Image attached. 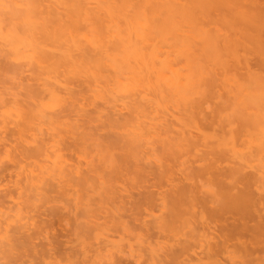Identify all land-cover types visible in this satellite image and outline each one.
<instances>
[{
  "label": "bare ground",
  "instance_id": "1",
  "mask_svg": "<svg viewBox=\"0 0 264 264\" xmlns=\"http://www.w3.org/2000/svg\"><path fill=\"white\" fill-rule=\"evenodd\" d=\"M188 1L198 4L202 0ZM252 1L264 9L263 2ZM152 2L154 11H151ZM168 2L0 0V134L14 124L13 134L19 139L17 152L11 159L17 169L14 189L10 194L0 195V208H4L7 199L14 195L17 198L11 200L14 204V209L8 210L11 214L8 216L5 210L3 219L0 216V233H3L0 255L1 260L6 259L0 264H20L24 260L36 264L45 257L52 258L66 243L77 247L78 251L71 246L67 248L80 256L75 264H122L125 259L135 264L150 261L149 252V255L142 250L134 253L133 244L124 240V235L132 232V226L123 220L124 212L120 213L126 205L115 208V212L106 207L107 200L117 195L113 185L127 171L133 180L147 182L152 176L162 180L176 165L187 164L189 157L200 151L202 154V148L204 153L195 160L200 166L180 169L186 184L172 185V190L176 189L171 205H164L168 219L155 224L162 234L179 221L191 229L190 238L172 246L167 261L180 264L181 257L201 255L217 260L228 253L230 245L239 247L247 259L260 250V255H264V173L254 164L259 161L263 147L242 154L235 163L206 134L205 126L213 125L216 114L208 122L203 107L217 94L224 108L233 105L240 109L234 115H238L242 126L233 128L228 123L231 137L259 124L245 115L250 112L253 114L247 116L257 117L264 113V94H260L262 98L258 95L260 89L264 90L261 74L264 17L247 19L246 14H239L234 19L238 26L231 36L220 30L205 29L180 34L177 25L181 19L167 17L160 11L164 9L158 4H172ZM187 3L177 0L172 5L176 4L180 13ZM168 35L175 39L173 49H165ZM241 50L244 54L240 55ZM253 52L255 57H260L255 65L250 61L253 58L247 56ZM182 58L186 61L185 70L174 69V64ZM24 67L28 68L34 85L24 87ZM219 71L235 73L234 85L223 95L216 91ZM13 86L25 90V103L19 99V93L12 91ZM94 103L96 108L87 110L86 105ZM121 110L126 113L116 118ZM90 124L94 125L88 128ZM103 131L104 137L98 135ZM62 151L79 154L72 162ZM226 155L234 167L227 165L228 161L221 166H228L224 172L226 169L220 170L218 161L224 157L226 160ZM203 180L206 182L202 183ZM251 188H255L257 196ZM53 190L57 196L69 193L75 198V211L70 212L69 207L65 210L63 206L60 212L64 208V212L74 216L80 213L86 221L72 228L71 236L66 235L68 238L63 241L67 242L64 245L61 242L58 249L54 246L57 241L49 240L38 250L34 241L48 221L28 224L22 223L20 217L24 207L34 206L33 202H39L36 208L44 200L43 204L52 201ZM94 193L97 199H92ZM186 203L192 208L187 210L188 214L183 210ZM197 203L203 204L202 208L205 206L199 213L195 208ZM126 207L124 211H129ZM50 208L51 213L54 207ZM206 208L211 210L209 216L204 212ZM104 214L111 216L106 227L98 222ZM227 215L235 221L227 220ZM218 221L227 223L220 225L225 228L217 230V237L213 233L218 229ZM227 224L231 225L230 229ZM107 230L114 233L122 230L124 235L118 240L109 239L108 234L102 238ZM242 233L249 236L246 241L234 238ZM201 240H205V245ZM67 249L64 254H72Z\"/></svg>",
  "mask_w": 264,
  "mask_h": 264
},
{
  "label": "rangeland",
  "instance_id": "2",
  "mask_svg": "<svg viewBox=\"0 0 264 264\" xmlns=\"http://www.w3.org/2000/svg\"><path fill=\"white\" fill-rule=\"evenodd\" d=\"M168 1H169L168 2V4H169V3H172L173 0H168ZM175 1H177V0H175ZM175 1H173V3H175ZM180 1H182V2L187 1L188 2L186 5L187 7L185 9H183L184 11H181L180 13L176 10V4L172 5L173 3L170 5H166L167 3H165L164 5L158 4V5H160V8L164 9V10H160L159 6H157V8L161 12L164 11L162 13L165 16L175 17L178 21L181 19L182 22L178 23V25H177V29L179 30L178 33H180V34L181 33L188 34L189 32H192V33L194 31L197 32V31H199V29H205V30H211V32H214V30L219 32V30H220V33L222 32V34L231 36L233 34V32L235 31V29H234L235 26L237 25L235 23L234 19H236L239 16V14L240 15H241V13L246 14L245 17H247V19H248V17L249 18L250 17L258 18L257 16H260L259 18L264 17V9H260V7L263 5H260V6L258 5L259 6L258 7L257 3L255 1H252V0H202L204 4L201 3L202 1L198 4H191L188 0H180ZM249 2H251V3H249ZM261 2H263L262 4H264V0H260V4H261ZM152 3L153 4H152L151 11H154L155 10V3L154 2H152ZM255 3H256V5H253ZM199 4H202V5L200 7L195 6V5H199ZM171 10H172V12H171ZM175 10L178 13H176ZM167 39H168V41L165 45V49H173L172 46H174L175 39H172L171 35H168ZM242 50L240 51L241 52L240 55L244 54L243 53L244 51H242ZM250 53H252V52H250ZM247 56L248 57L251 56L249 58H253V59H250V61L254 65L257 64V61H258V63L260 62V60H259L260 57H258V55H256V57H255L254 52H253V55L247 54ZM225 58L227 59V57H223V59H225ZM255 58L256 59L259 58V59L255 60ZM230 62H232V61H230ZM173 68L185 70V68H186L185 59L182 58L179 61V63L174 64ZM23 69H24V72L22 73V81H23L24 87L34 85L35 82L33 81L32 77L30 75V72L28 71V68L24 67ZM234 74L235 73L232 71H230L228 73L223 72V71H219L218 82H217V87H216V91H218L217 93L223 95L229 88H231L234 85L232 82V77H234ZM261 74L264 75V69L262 70ZM72 88L77 89L76 86H72ZM262 88L264 89V87H262ZM12 89H13L12 91H14L15 93L16 92L19 93V99L22 100V103H25V101L23 100L25 98V96H24L25 90L23 88H17L16 86H13ZM261 93L264 94V90L260 89V93L258 92V95H260ZM260 98H262L261 95H260ZM262 100H263L262 102L264 103V97L262 98ZM203 107L206 108L204 113L208 117V122H211L212 119L216 118L214 120L213 125L212 124L209 125L208 123H206L208 125L205 126L206 134L213 138L214 145L215 146L218 145L219 149H221L222 151L228 152V156H231L232 157L231 160L234 159L235 163H236L235 159L238 158L239 156H241L242 154H246L249 151H254V150L256 151V149L259 150L260 148L263 147L262 149H260V151H262V150L263 151L260 152V155H259L260 157L258 158L259 161L254 162V164H255V168L259 166L262 170V171L261 170L260 171L262 173H264V113H262L260 115L256 114V116L258 115L257 117H249V116H247V114L250 112H247V114L245 116L248 117V119L249 118H251L252 120L255 119L256 123H259V124L257 126H250L248 131L240 132L239 135H236L235 137H231L232 135L229 134V131H228L229 127L231 126L233 128H238V127L242 126V123L237 119L238 115H236V114L234 115V113L236 111L238 114L240 109L236 108L233 105L228 107V108H224L222 105L221 99L218 97L217 94L213 95V97L211 96L208 99V101L205 102ZM86 108L89 111H93L96 108V105H95V103L89 104V105H86ZM249 111H251V110H249ZM218 112H220L221 114L217 115ZM124 113H126V110L119 111L120 116L118 115V116H116V118L121 117V114H124ZM213 114H216V115H214V116H216L215 118H214ZM251 114H253V113H250V115ZM228 123H230V126L228 125ZM93 125L94 124L88 125V128H91ZM14 126H15L14 124L8 125L7 129L4 130L0 134V195H3L2 193H9L10 194L13 191L15 181L17 180V176H16L17 175V169L14 168L13 163L11 161L13 154L14 155L16 154L17 148L19 146V144H18L19 139L17 138V136L15 134H13ZM98 135H101L104 137L105 131L99 132ZM218 143H220V145ZM203 149L204 148H202L201 150L204 153ZM216 150L218 151V149H216ZM217 151H215V152H217ZM62 152H64L68 156L66 158L72 162H74V160H76V157L79 154V152L75 153L74 151L73 152L62 151ZM200 152L195 154V155L191 154L192 156L189 157L190 161L188 163L186 162L187 164L182 165V166L176 165L173 169H170L168 171V174H166V177H163L162 180H156L155 179L156 177H154V176L150 177V180L147 182L142 181V180H133V176L131 174H129L128 171L124 172L123 177L121 179L117 180L115 182V184L113 185V187L115 188V193L117 195L115 197L113 196L107 200L106 207L108 208V210L115 212V210H114L115 208H118V209L121 207L123 208L124 205H126L127 207L126 206L125 207H126V209L129 208V209H127L129 211H124L125 210V207H124V210L120 209V211H121L120 213H122V211L124 212V213H122L124 215V216L122 215L123 220H125V222L127 223L128 226L129 225H130V227L132 226V232H129L128 234L124 235V232H123V234H121L122 230L121 231L119 230L120 235L118 236L119 232L114 233L112 231L107 230V231H104V233L101 235V237L106 238V235L108 234L107 237H109V239L118 240L119 237L124 235L125 236V238L123 237L124 240L126 239L125 241H129V242H131V244H133L132 246H134L133 247V250L135 251L134 253H139V251H141V250H142L141 252L144 254H147L149 252L150 257H152L153 259L150 258V261L140 262L139 264H151V260L154 261L155 264H158V260L163 261L161 263L159 262V264H162V263L169 264L166 256L169 253L170 249L173 248L172 246L178 245L177 243H179V242L181 243V241L184 242L188 238H190L192 235L191 229H190L189 225H187V223L179 221L174 225V227L171 230L166 231L162 234L159 232V230H157L158 228H156L157 225L155 226V224H156V222L158 223V221L160 222L162 220L168 219L169 214L166 211L167 208L164 207V205H165V203H167L168 205H171V201L173 198V192L176 189V188H173V190H172V185H175L177 187H181V186L186 184L184 182V179H183L184 177H183L180 169H183L186 167H189V168L191 167V168L195 169V167L197 168L198 166H200L199 164H201V163L199 161L198 162L195 161V160H197L198 157L200 158V156L203 154V153L201 154ZM198 154L199 155L201 154V155L199 156ZM216 154H218V153H216ZM226 158H227V155H226ZM229 158L230 157H228L226 159L227 161L224 160L225 157H224V159H221L218 161L219 162L218 167L220 168V170L223 169L222 171H224L226 169L224 171V172H226L228 166H227V168H224L221 166H225L226 162H228V161L230 163L228 162L227 165L234 163V162L232 163L229 160ZM223 160L225 161V163L223 162ZM256 164H258V165L256 166ZM229 167H232V166H229ZM233 167H234V164H233ZM259 169L257 168L258 171H259ZM249 170H247V171H249ZM253 171H255V170L253 169ZM203 179H205V178H203ZM204 181L205 180H203L202 183H204ZM224 188L227 189L226 187H224ZM253 189L255 190V188H253ZM253 189L251 188L252 191H254ZM55 191L54 190L52 191V201L49 200L50 201L49 202L48 200H46V201H48V203L45 202L46 204H43V202L45 201L44 200L36 208H35V205H37L39 202L37 201L38 202L37 204H35L33 202L34 206H31L28 209H26V207H24L25 210H22L23 212H22V215L20 217L22 219V221H21L22 223H28V224L29 223L30 224L35 223L36 225H38L40 222L48 221V226L43 228V230L36 237L38 239H36L34 241L35 245L37 243V249L38 250L41 249V247H42L41 245H46L49 240L54 241V242L57 241V243L55 242L57 244V246H56V244H54V246L58 249L59 246H61L62 244L64 245V242L65 243L67 242V241H65L68 238V237H66V235L69 237L71 236L69 234L70 230H72V228H74L76 225H81V224L85 223V221H86V217L83 215H80V213L78 215L75 214L76 217L73 214H70L71 210L75 211V209H74V202H75L74 201V199H75L74 195L71 196V195H67L69 193H67V194L64 193L65 196L67 195V198H65V196H63V193H62V197H60V196H57L58 194L56 195ZM57 193H58V191H57ZM255 193H254L255 196H257V192H255ZM13 199L17 200L15 195L13 198L6 200V202L3 204L4 208H0V216L1 217H2V212L5 210H6V214L8 216L11 214L10 212H8V210L10 209L9 207H12L14 209V207H13L14 204L11 202V200H13ZM92 199H97V196L95 195V193H94V195H92ZM29 205H28V207H29ZM53 205L56 206V210H55V206H53ZM197 205H198V203L196 204L195 208H196V211L198 210V213H199V211H201L205 208V206H204V208H202L203 204H200L198 206ZM51 206L54 207V211H55L54 212L52 209V211H51L52 214L49 211V209L51 210V208H50ZM57 206H59V207H57ZM63 206H64L65 210H68V207L70 208V212L68 211L69 214H67L68 212H64L65 211L64 208H63V211L60 212V210H62L60 208ZM200 206H202V207H200ZM206 207H208V206H206ZM211 207L212 206H210L208 208L210 209ZM22 208H23V206H22ZM195 208H194V210H195ZM208 208H206V210H204V212L207 211V213L205 212V214H207L209 216L210 211L213 210L214 208H211V210H209ZM191 209L188 208V205L186 203V206L184 207L183 210L184 211L186 210V213L188 214L187 210L191 211ZM130 210H131V212H130ZM126 212H128V213H126ZM105 214L100 216V218L101 217L102 218H101V220L99 219L100 221L98 220V222H100L102 226L106 227V226H108V224H110V218L109 217H111V216L105 215ZM110 214H112V213H110ZM60 215H62V216L59 219L58 217ZM3 216H5V214ZM122 216L120 217L121 219H122ZM228 216L229 215H227V217ZM229 217H231V216H229ZM229 217L227 220L230 219ZM2 219H3V217H2ZM49 219H50V221H49ZM233 219H234V217H233ZM233 219H230V221L231 222L235 221ZM230 221H229V224L231 223ZM125 222L123 221V223H125ZM218 222H219L218 229H217V227L215 228L213 225V227L215 228L216 231L214 230L215 232L214 233L212 232L217 237L219 236V232H217V230L219 231V229L222 227L225 228V226H220V225H224L226 221L223 224L220 221H218ZM126 223H125V225H126ZM229 224H227L228 229H230L229 227H231V225L228 226ZM228 229H227V231H228ZM148 230H149V233H148ZM155 230L158 232V234H156ZM111 233H112V236H109V235H111ZM2 234L3 233L1 232L0 237ZM113 234H114L115 238L113 237ZM242 234L239 236H235L234 238H240L241 237V239L246 241V239L249 238V236L248 237L246 236L247 237L246 238L244 235H247V234H243V235ZM116 236H118V237H116ZM60 237L62 238V241L57 240V238L61 239ZM64 238H65V240L63 241ZM127 239H129V240H127ZM58 241H60V242H58ZM201 241H203V240H201ZM217 241H218V239H217ZM61 242H62V244H61ZM204 242H205V240L202 243H204ZM232 242L234 244L233 240L231 241V243ZM205 243L203 245H205ZM66 244H65V246H61L60 250L58 249L59 252L58 251L57 252L59 254L55 251V250H57L55 248V250H54L55 254L53 255L52 258L45 257L43 260H39V262H36V264H75L74 262H78V259H80V256L78 254H76L77 252H73L76 255H78V257H76L75 254H73L71 252V250H72V248H74L75 249L74 251H78L77 247L73 244L71 246L70 243H68L69 245L68 244L66 245ZM70 246L72 248H71V250L68 251ZM263 247L264 246H262V248ZM65 249H67V252H70L72 254L69 255V253H67V252L66 253L68 255L64 254L65 253L64 251H66ZM136 249H138V250H136ZM148 249H149V251H147ZM237 249L239 250L240 248L239 247L236 248V246L234 247V245L232 248L230 245V249L228 250V253H225L224 255L223 254L220 255L217 260H215V259L212 260L211 258H209L210 259L209 260L208 257H206L205 255H201L200 258L199 257H191L190 258L189 256H186V257H181L182 261L180 259L179 260H180V264H217V262L220 264H222V263L223 264H238V263L248 264L249 262H251L249 264H264V255H262V254H261L262 256L260 255L262 250H260V252L258 253L260 256H258V254L256 253L257 255H253V256H251V258L248 257V259H247L245 257L246 256L245 253H243L242 250L238 251ZM54 251H52V252H54ZM197 251L201 252L200 247H197ZM149 253H148V255H149ZM263 253H264V251H263ZM226 255H228V256H226ZM74 256L77 259L74 258ZM242 256L245 257L244 259H246V261L245 260L243 261ZM220 257H222V258H220ZM1 258H2V255H0V263L6 262L5 258H3L2 260H1ZM164 258L166 259V262H168V263L165 262ZM229 258H231V259H229ZM252 258H254V260ZM23 262H25V263H22V262L21 263L27 264L26 260H24ZM104 263H105V261H104ZM76 264H80V263H76ZM122 264H135V263L130 261V260L126 261V259H125L124 261L122 260ZM174 264H176V263L174 262ZM177 264H179V263H177Z\"/></svg>",
  "mask_w": 264,
  "mask_h": 264
}]
</instances>
